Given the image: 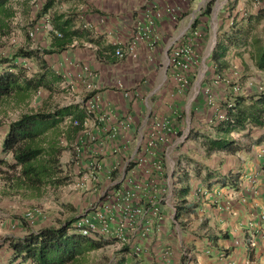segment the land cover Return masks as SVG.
<instances>
[{"label": "crops", "instance_id": "obj_1", "mask_svg": "<svg viewBox=\"0 0 264 264\" xmlns=\"http://www.w3.org/2000/svg\"><path fill=\"white\" fill-rule=\"evenodd\" d=\"M198 4L197 0H59L53 10L76 14L73 28L84 30L85 37H73L65 49L43 53L49 48L50 32L55 33L48 31L35 49L40 56L24 59L35 61L34 73L46 65L56 76L53 88L65 79V71L72 73L73 102L84 111L83 118L87 98L96 97L101 113L133 115L136 130L148 114L168 115L175 123L178 134L163 148L167 206L162 220L139 243L140 264H264L263 234L255 233L253 247L244 243L264 211V141L260 140L264 129L220 128L223 120L216 113L224 110L230 88L221 81L212 83L217 74L211 53L219 31L213 29L212 43L204 44L207 20L200 18L206 6L201 13ZM167 6L177 9L176 20L165 12ZM238 7H252L251 13L264 15V0H242ZM147 17L152 24L145 29ZM193 20L202 33L196 40L199 64L190 72L188 88L178 94L168 57L175 43L187 39ZM130 42L133 54L116 57L115 49ZM227 61L224 75H229V55ZM84 67L94 76L85 75ZM207 83L212 85L215 106L207 104L203 93ZM241 83L244 94L257 92L255 83ZM90 127L94 132L99 128L92 123ZM101 135L106 137L105 132ZM215 140H226L230 147L212 148ZM118 141L123 139L119 136ZM235 240L241 241L235 244Z\"/></svg>", "mask_w": 264, "mask_h": 264}, {"label": "built area", "instance_id": "obj_2", "mask_svg": "<svg viewBox=\"0 0 264 264\" xmlns=\"http://www.w3.org/2000/svg\"><path fill=\"white\" fill-rule=\"evenodd\" d=\"M45 0H40V5ZM83 8V6H82ZM165 12L177 19V9L167 6ZM83 15L81 14V17ZM45 28L52 30L50 14L43 16ZM147 19L145 29L152 24ZM191 21L190 34L182 43H175L170 49L168 65L175 83V89L181 94L190 85V72L199 64L196 54V40L202 33ZM193 26V27H192ZM37 28L28 31L30 37ZM56 33V31H55ZM137 40V38H135ZM134 42L124 47H117L114 54L118 58L133 54ZM84 74L94 76L87 67ZM223 82L230 88L229 96L223 102L225 108L233 106L234 97L244 94L236 71L231 75H217L212 83ZM263 90L257 85V91ZM203 93L207 104L216 105L212 85H204ZM128 96L129 92H124ZM224 110L217 111L216 118L225 120ZM83 109L86 116L82 119L69 117L70 125L75 130L71 143L72 161L75 168L74 190L84 193L90 200L72 222L74 231L93 240H108L118 248L128 246L138 257L139 243L147 239L151 230L162 220L163 209L167 206V178L163 160V148L178 130L170 116L148 114L142 128L136 130L134 116H121L116 112L105 114L99 111L96 97L87 98ZM114 117V118H113ZM116 121L111 124L113 119ZM98 126L97 132L91 130L90 124ZM104 123L110 125L104 127ZM106 133V137L102 133ZM123 141L119 142L118 137ZM41 215L38 209L24 214L25 219ZM258 223L253 224L252 231L244 243L256 245L255 233L264 236V211L258 216ZM241 240H235L239 244ZM166 253V251L164 252ZM19 261V262H18ZM11 264H32L20 258ZM243 264H254L245 261Z\"/></svg>", "mask_w": 264, "mask_h": 264}, {"label": "trees", "instance_id": "obj_3", "mask_svg": "<svg viewBox=\"0 0 264 264\" xmlns=\"http://www.w3.org/2000/svg\"><path fill=\"white\" fill-rule=\"evenodd\" d=\"M58 1L45 0L38 12L40 17L46 13L50 14L51 31H56V34L50 32L49 48L43 49V53L65 49L70 45L73 37L84 38L86 35L84 30L73 28V19L76 14L58 13L53 10L54 4ZM7 2L8 0H0V10ZM211 10L212 6L208 4L205 13H210ZM262 17L264 15L260 12L249 16L246 28L237 26V21H233L234 27L224 31L218 37L211 53L217 75H224L223 70L228 67L227 56L230 49L243 44L251 46L250 55L254 65L264 72V36L261 38L251 36V27H249V23ZM39 56L37 50L22 48L13 57L0 59V104L9 98L23 100L39 88L53 89L52 85L56 76L46 68V65H41L39 62L43 70L29 76L26 68L15 60L18 57ZM222 104L225 108L224 103ZM225 113L227 118L223 120L220 127L224 131L243 129L248 126L264 129V89L251 94L236 95L233 106L225 108ZM66 116L82 119L84 111L76 104H70L49 110L25 112L7 123L1 141V151L11 155L12 163L8 164V167L14 170V187L38 190L45 185L54 186L68 181L59 163L62 146L56 140L45 139L46 133L55 129ZM260 140L264 141V133ZM215 141L211 142L212 148L228 149L230 147L228 145L230 143L226 140ZM73 220L35 230L29 228L26 234L9 239L12 259L20 258L32 264H74L88 250L99 248L110 242L93 240L74 231ZM119 251L117 260L109 264H137L138 257L128 246L121 247Z\"/></svg>", "mask_w": 264, "mask_h": 264}, {"label": "rangeland", "instance_id": "obj_4", "mask_svg": "<svg viewBox=\"0 0 264 264\" xmlns=\"http://www.w3.org/2000/svg\"><path fill=\"white\" fill-rule=\"evenodd\" d=\"M197 1L201 13L204 6L208 4L212 6L211 12L202 13L200 18V20H207L205 21L207 29L204 44L212 43L213 29L215 32L219 31L220 36L228 28L234 27L231 23L233 21H237V26L246 28V22L249 16L253 14L251 13L252 7H238V2L242 0ZM40 8V0H8L4 8L0 10V59L13 57L22 48L35 50L41 46L40 42H42V38L45 39L44 34H48V30L45 28L43 16L38 15ZM206 15L207 19L203 17ZM249 24L251 36L260 38L264 36V17ZM34 28H37L35 35L30 37L28 31ZM44 44L45 42L42 43V45ZM250 49L251 46L248 44L230 49L228 54L231 60L229 75L236 71L240 83H255L256 87L262 85L264 89V72L255 67ZM16 61L26 68L27 75H31L37 70L33 59L18 57ZM71 74L65 71V79L60 85H55L52 90L39 88L23 100L9 98L0 104V264H11L15 261L12 259L8 244L9 239L26 234L29 228L35 230L44 226L72 221L90 200L87 198L88 196L74 190L73 187L76 173L72 161L71 143L75 138V130L70 125L69 116H66L55 129L50 130L45 135V139L56 140L63 148L59 163L68 177L67 182L54 186L45 185L38 190L16 188L13 186L15 181L14 170L8 167V164L12 163L11 155L1 151V141L7 123L15 120L22 113L75 104L73 102L75 99L73 97L75 95L73 93L74 80L70 77ZM206 85L210 84L207 83ZM32 209L40 210L41 215L32 219H25L24 214ZM119 250L120 248L113 245L112 242H108L104 246L88 250L74 264H109L111 261L117 260ZM145 256L141 255L142 258ZM139 259H137V264L143 261V259ZM16 260L18 261V258Z\"/></svg>", "mask_w": 264, "mask_h": 264}]
</instances>
